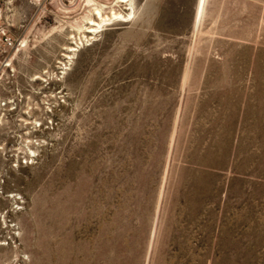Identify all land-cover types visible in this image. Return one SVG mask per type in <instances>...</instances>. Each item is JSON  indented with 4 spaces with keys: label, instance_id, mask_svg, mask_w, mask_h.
Segmentation results:
<instances>
[{
    "label": "rangeland",
    "instance_id": "1",
    "mask_svg": "<svg viewBox=\"0 0 264 264\" xmlns=\"http://www.w3.org/2000/svg\"><path fill=\"white\" fill-rule=\"evenodd\" d=\"M0 16V264H264V0Z\"/></svg>",
    "mask_w": 264,
    "mask_h": 264
},
{
    "label": "bare ground",
    "instance_id": "2",
    "mask_svg": "<svg viewBox=\"0 0 264 264\" xmlns=\"http://www.w3.org/2000/svg\"><path fill=\"white\" fill-rule=\"evenodd\" d=\"M95 10H96V14L98 15V19L100 20V22L95 21V20H91L90 25L94 26V27H90L91 29L88 30V32H90V33L96 32V28L100 27L101 24L106 21L105 17H103V15L101 13V10L97 9V8H95Z\"/></svg>",
    "mask_w": 264,
    "mask_h": 264
},
{
    "label": "built area",
    "instance_id": "3",
    "mask_svg": "<svg viewBox=\"0 0 264 264\" xmlns=\"http://www.w3.org/2000/svg\"><path fill=\"white\" fill-rule=\"evenodd\" d=\"M3 2V0H0V4ZM0 18H1V16H0Z\"/></svg>",
    "mask_w": 264,
    "mask_h": 264
}]
</instances>
